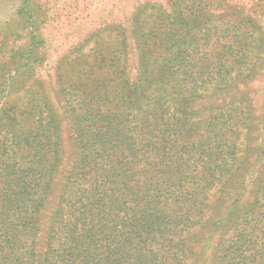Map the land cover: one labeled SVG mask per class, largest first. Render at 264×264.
Listing matches in <instances>:
<instances>
[{
    "label": "trees",
    "instance_id": "obj_1",
    "mask_svg": "<svg viewBox=\"0 0 264 264\" xmlns=\"http://www.w3.org/2000/svg\"><path fill=\"white\" fill-rule=\"evenodd\" d=\"M245 12L141 2L46 82L47 9L23 0L0 63L2 94L23 91L0 104V264H264L263 142L250 163L239 91L264 31Z\"/></svg>",
    "mask_w": 264,
    "mask_h": 264
},
{
    "label": "rangeland",
    "instance_id": "obj_2",
    "mask_svg": "<svg viewBox=\"0 0 264 264\" xmlns=\"http://www.w3.org/2000/svg\"><path fill=\"white\" fill-rule=\"evenodd\" d=\"M42 8L47 9L46 19L49 23L42 28L46 39V46L41 48L44 54L42 65L38 66L40 76L45 78L48 72L53 71V67L63 57H76L78 54H87L94 45V40H90L92 33L99 32L101 36L108 35L109 24L123 22L129 25L135 8L138 4L148 0H38ZM165 3V0H150ZM23 0H0V63L9 64L8 54L5 49L10 47L18 48L25 41V29L19 30V24L16 16L17 9L21 6ZM238 4L242 9L249 12L250 15H256L257 19L263 27L264 31V0H238ZM246 8V9H245ZM245 12V13H247ZM15 30V34L10 35V28ZM14 27V28H13ZM14 37L16 38L14 40ZM264 51V50H263ZM262 51V52H263ZM257 59L258 69L257 75L244 79L240 86V93H247L249 101L255 108V116L250 140H245V148L249 150V160L253 163L255 154H257L259 144L263 142L264 151V52L254 54ZM12 65V64H11ZM12 67V66H11ZM40 67V68H39ZM46 82L49 81L46 78ZM53 87L56 88V80L51 78ZM47 84V83H46ZM51 84L46 85L48 90ZM53 90V89H52ZM54 91V90H53ZM0 91V104L6 100L14 101L17 97L23 96V91H16L13 94H2ZM238 92L233 95L237 96ZM240 95V94H239ZM228 99L229 95L224 96ZM68 126L66 132L68 133ZM245 134V133H244ZM245 136V135H244ZM243 136V138H244ZM65 148L70 150L71 140L68 136H64ZM250 144H249V143ZM249 144V145H247ZM260 159H264V152ZM260 164L254 165L257 169ZM219 192H215L212 200L217 199ZM198 264L202 263L198 260Z\"/></svg>",
    "mask_w": 264,
    "mask_h": 264
}]
</instances>
